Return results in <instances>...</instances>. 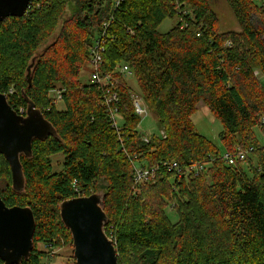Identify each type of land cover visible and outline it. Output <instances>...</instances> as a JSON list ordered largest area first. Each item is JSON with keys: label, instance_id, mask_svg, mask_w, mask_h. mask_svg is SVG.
I'll return each mask as SVG.
<instances>
[{"label": "trees", "instance_id": "trees-1", "mask_svg": "<svg viewBox=\"0 0 264 264\" xmlns=\"http://www.w3.org/2000/svg\"><path fill=\"white\" fill-rule=\"evenodd\" d=\"M226 1L241 30H220L213 0H31L24 16L0 22V92L16 111L27 107V94L58 131L36 139L31 158L22 155L23 191L0 186L8 206L33 210L36 244L56 240V232L70 236L60 203L94 187L106 191L105 230L120 255L135 246L143 248L141 264H264V142L255 132L264 130V5ZM68 7L71 14L62 16ZM168 16L179 19L161 32ZM97 39L103 41L97 71L106 81L84 82L78 73L83 61L92 67ZM129 72L162 132L148 140L139 132ZM57 85L63 109L50 96ZM113 93L117 98L109 102ZM200 102L222 121L226 152L253 147L244 160L227 164L220 148L197 131L192 115ZM61 151L63 166L56 171L52 155ZM131 158L153 163L159 182L137 184ZM172 162L209 167L177 179L167 166ZM10 174L0 154V178ZM170 186L191 205L178 224L167 218L168 205L180 204L167 195ZM44 255L34 247L18 264H45Z\"/></svg>", "mask_w": 264, "mask_h": 264}, {"label": "water", "instance_id": "water-1", "mask_svg": "<svg viewBox=\"0 0 264 264\" xmlns=\"http://www.w3.org/2000/svg\"><path fill=\"white\" fill-rule=\"evenodd\" d=\"M31 0H0V22L12 16H24ZM37 51L32 61L39 58ZM26 114H19L0 92V154L11 169L12 188L25 189L26 178L21 161L33 156V143L58 136L35 102L24 93ZM105 190L77 196L60 203V216L72 235L76 264H120L115 243L105 230L109 216L105 211ZM36 218L28 206H8L0 196V264H18L34 250Z\"/></svg>", "mask_w": 264, "mask_h": 264}, {"label": "rangeland", "instance_id": "rangeland-1", "mask_svg": "<svg viewBox=\"0 0 264 264\" xmlns=\"http://www.w3.org/2000/svg\"><path fill=\"white\" fill-rule=\"evenodd\" d=\"M255 4L264 5V0H255ZM75 7H76V5H75ZM213 7H214V9H215V11L219 17V23H220V30L221 31L241 30L239 22L235 16L233 10L231 9V7L229 6V4L227 3L226 0H213ZM71 12H72V10L70 9V7H68L62 13V16H67L68 14H71ZM178 19H179L178 16L166 17L165 20L160 24L159 30L161 32L168 31L172 26H174L177 23ZM60 50H61V48H60ZM91 72H92V67H91L89 61H87V62L83 61L82 65L80 67L79 73H78L79 78L84 82H88L91 80ZM131 75H127L128 84H129V86H131L132 89H134V92L137 93L138 92V83H137L136 78L133 75L132 76ZM259 78L261 80V83L264 86V74H262V73L259 74ZM58 87H59V85H57L55 89H58ZM50 96L51 97L54 96L53 91H50ZM57 107L59 109H63L65 106H64V103L62 101H59L57 103ZM25 110H26V108H25ZM24 114H26V112ZM119 119H120V121H122V117ZM192 120H193L195 127L199 133L205 135L207 138L212 140L217 145V147L220 148L222 153L226 152V148L222 144L221 138L219 136L220 132L223 129V123L218 117H216V115L213 113V111L211 110V108L208 105L204 104L203 102H200L197 110L192 115ZM139 131L145 137L147 135L152 136V135L162 134L161 129H160V125H159L158 120H157V117L155 116V114L151 110L148 109V113L144 117H142L140 125H139ZM255 132H256L260 142H264V130H263V128L262 127H255ZM248 155L249 154H247V156ZM64 157H65V155H64V152H62V151L57 152V153L52 155L53 167L56 171H60L62 169ZM150 161H152V160H150ZM240 161H242V160H240ZM197 163L202 164L200 162H197ZM150 164H153V163H151V162L148 163L147 161H142L141 158H136V159L131 158L130 166H131L132 172L134 173L133 174L134 180L137 184H142V183L146 182L147 180L149 182H152L153 184H157L159 182L158 181L159 175L155 177L157 167H155V170H154L155 175L153 177H152L153 173H151L149 176V179L143 180V181L137 180V177H136L137 172L140 173L141 170L150 168L149 167ZM206 164L209 167V163H206ZM245 164H246V162L241 163L242 168L244 167ZM208 167H207V169H208ZM247 172H249V169L247 170ZM173 173H174V176L177 179H179L177 174L175 172H173ZM157 174H158V172H157ZM167 176L168 175H166V177ZM174 176L172 177V180H174ZM4 185H12L11 174L9 177L5 176V177L0 178V186H4ZM100 189L104 190L103 188H99L98 190H100ZM98 190L95 191L94 187H92L87 191H88V193L92 194L94 192H97ZM84 191L86 192V190H84ZM171 191H172V189L170 186V188H168V191H167V195L170 197V200L173 203H174V201L176 202V200H178V201L180 200V204H179L177 209H175L176 205L174 206L173 203H172L173 205H168L170 207L168 209L167 218L169 217L168 219L173 224H178V223H180V221L182 219L183 212L190 213V211H191L190 206L191 205H187V203H183V197L180 195H177L175 197L174 194L173 195L171 194ZM173 191L177 192L178 189H174ZM90 194H88V195H90ZM78 196H85V195L80 194ZM74 197H77V196H74ZM71 198H73V197H71ZM122 210H125V207H123ZM127 210L128 209H126V213H127ZM142 216L144 218L147 217L146 213H143ZM112 217L113 218L115 217L114 214L112 215ZM154 218H157V214L154 216ZM125 221H126L125 217L121 218V220H120L121 224L125 223ZM106 225H105V227H106ZM109 227H110L111 231L113 232L114 227L116 228V225H115V223L112 222L109 224ZM203 227L204 226H202V227L198 226V229L202 230ZM56 233H57L56 234V240H52L49 243L46 242L47 244L45 242H37V244L35 243V247L37 248V250H43L45 252V255L42 258L44 263L45 264H76V260L74 257V245H73L72 235L69 236L67 234H63L62 231L56 232ZM113 238H115V236H113ZM113 241H115V240H113ZM115 246H116V244H115ZM142 252H143V248H141V247L128 246L127 250L124 251L123 255H120L119 252H117V253H118V258L122 259L125 264H131V262H134V264H141V259L139 258V254H141ZM163 264H167V263H163Z\"/></svg>", "mask_w": 264, "mask_h": 264}, {"label": "built area", "instance_id": "built-area-1", "mask_svg": "<svg viewBox=\"0 0 264 264\" xmlns=\"http://www.w3.org/2000/svg\"><path fill=\"white\" fill-rule=\"evenodd\" d=\"M30 6V5H29ZM28 11V10H27ZM185 22V21H184ZM107 23H104V27H107ZM103 41L101 39H97L94 44L91 46V64H92V73H91V78L94 81H97L99 83H103L106 81V79L101 78L97 69L99 64L102 62V56H101V50H103V46H102ZM123 71H128V67L124 66L123 67ZM130 75V72L129 74ZM53 91L54 94V99H56V103H58L59 101H61L62 99V90L61 89H53L51 90ZM117 98V94L113 93L110 94V96L108 97L109 102L112 100H116ZM132 103L134 106V110L135 113L142 119V117H144L147 113H148V107L145 104L143 98L138 94V93H133L132 94ZM20 114H24L26 112L24 107H20L19 111ZM121 116H119L117 113H114V119L117 122L118 119ZM262 122H264V117L262 118ZM149 136L147 135L145 137L146 140H148ZM253 147H251L250 150H241L238 149V152L236 154H233L231 152H225L222 157L223 159L226 161L227 164H235L237 161L239 160H243L245 159V157L247 156V154L249 152H252ZM167 166L169 167V170H173L175 171V173L177 174L178 178H182L183 176L187 175V174H193L194 176H197L199 174H201L202 172L206 171L207 168V164L206 163H192L189 164L188 166H183L180 163L177 162H172L170 164H167ZM155 168H148V169H143L141 170L140 173L137 172V180L139 181H143V180H147L149 179V176L151 173L152 177L155 175Z\"/></svg>", "mask_w": 264, "mask_h": 264}, {"label": "bare ground", "instance_id": "bare-ground-1", "mask_svg": "<svg viewBox=\"0 0 264 264\" xmlns=\"http://www.w3.org/2000/svg\"><path fill=\"white\" fill-rule=\"evenodd\" d=\"M131 97V96H130ZM140 132V131H139ZM251 145V144H250ZM138 156V155H137Z\"/></svg>", "mask_w": 264, "mask_h": 264}, {"label": "flooded vegetation", "instance_id": "flooded-vegetation-1", "mask_svg": "<svg viewBox=\"0 0 264 264\" xmlns=\"http://www.w3.org/2000/svg\"><path fill=\"white\" fill-rule=\"evenodd\" d=\"M0 261H2V260H0Z\"/></svg>", "mask_w": 264, "mask_h": 264}]
</instances>
